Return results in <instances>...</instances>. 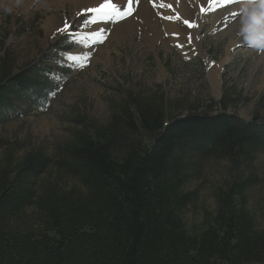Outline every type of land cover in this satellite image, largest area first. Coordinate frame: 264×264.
<instances>
[{
	"label": "trees",
	"instance_id": "16d2710c",
	"mask_svg": "<svg viewBox=\"0 0 264 264\" xmlns=\"http://www.w3.org/2000/svg\"><path fill=\"white\" fill-rule=\"evenodd\" d=\"M44 86L4 62L0 118ZM76 122L53 157L37 147L0 163V264H264L248 193L263 117L244 119L224 100L173 115L163 97L129 93L106 123ZM220 159L230 178L212 191L214 211L189 226L198 191L187 186Z\"/></svg>",
	"mask_w": 264,
	"mask_h": 264
},
{
	"label": "rangeland",
	"instance_id": "374dc122",
	"mask_svg": "<svg viewBox=\"0 0 264 264\" xmlns=\"http://www.w3.org/2000/svg\"><path fill=\"white\" fill-rule=\"evenodd\" d=\"M74 1L0 0V66L10 63L13 73L27 70L45 84L29 100L28 93L15 97L14 108L0 118V163L8 153L19 160L37 147L53 157L57 145L77 127V118L104 124L129 93L163 97L173 115L224 100L229 111L244 119L255 114L264 118V61L260 52L247 53L250 45L224 63L223 86L217 91L206 57L183 40L169 43L165 36L153 46L139 34L117 43L108 39L114 22H120L117 18L110 20L104 37L88 42V29L98 14ZM211 27L208 20L200 31L206 37L204 48L212 60L222 61L230 36L219 33L214 38ZM248 173L258 177L248 191L249 203L264 228V151L253 153ZM229 178L227 159L204 163L187 186L198 191L185 214L189 226L214 211L212 191Z\"/></svg>",
	"mask_w": 264,
	"mask_h": 264
},
{
	"label": "bare ground",
	"instance_id": "6f19581e",
	"mask_svg": "<svg viewBox=\"0 0 264 264\" xmlns=\"http://www.w3.org/2000/svg\"><path fill=\"white\" fill-rule=\"evenodd\" d=\"M102 2L103 0L74 1L79 8L85 6L86 12L89 9L98 7L99 3ZM113 3L119 5L121 0H113ZM154 3L155 7L153 6V0H132L133 11L131 14L119 18L120 22H114L113 26L111 25L112 28L108 25L110 19H101L102 13H97V20H94V23L92 22L88 29V42H94L104 37L106 31L110 28L111 32L108 39L117 43L139 34L146 39L149 45L153 46H156L157 42L161 41L165 36L169 37L166 39V42L169 43H177L183 40L186 44L188 42L197 53L199 52L206 57L211 83L217 91H220L223 86L224 63L239 49L248 44L240 35L241 20L243 18L240 4H224L223 7H220L208 2V0H154ZM161 4L164 6L161 7ZM169 4L171 7L167 6ZM126 8L127 4L125 2L121 10L125 11ZM230 11L238 15L232 16ZM177 14L180 19L169 20L165 18L168 16L175 17ZM257 18V22L254 23L252 21L251 28L258 38L264 39V26H262L264 24V13L258 14ZM183 20L194 22L197 26L189 27L183 23ZM208 20H211V30L214 38L220 36L218 35L219 33L223 36H230L229 46L222 61L212 60L208 55L207 49L204 48L206 37L202 36L200 31ZM173 33H179V35H173ZM189 35L191 37L190 40ZM250 47L251 49L247 53L253 55L255 52H260L261 61H264V48L257 49L251 45Z\"/></svg>",
	"mask_w": 264,
	"mask_h": 264
},
{
	"label": "snow or ice",
	"instance_id": "6c2138e0",
	"mask_svg": "<svg viewBox=\"0 0 264 264\" xmlns=\"http://www.w3.org/2000/svg\"><path fill=\"white\" fill-rule=\"evenodd\" d=\"M126 2L127 4V8L125 11H122V7L123 4ZM208 2L213 3L217 6L223 7L224 4H237L239 5L241 0H208ZM153 6L155 7V3L153 0ZM161 7H163L164 5L161 4ZM168 7H171V5H167ZM88 11L93 12V13H102L101 15V19H117V18H123L126 15H130L131 12L133 11L132 8V0H121V4H117V3H113V0H103L102 3H99L98 7L96 8H92L89 9ZM203 11V10H202ZM230 15L232 16H236L238 15L237 13L231 12L230 11ZM166 19L169 20H175V19H180L179 15L177 14V16L173 17V16H168L165 17ZM258 18L254 17L253 18V22H257ZM184 24H187L189 27H195L197 26L194 22H190L189 20H183ZM173 35H179V33H173ZM191 39L190 35H189V40ZM178 47H182V45H177ZM73 59L75 57H72Z\"/></svg>",
	"mask_w": 264,
	"mask_h": 264
},
{
	"label": "clouds",
	"instance_id": "9594fccd",
	"mask_svg": "<svg viewBox=\"0 0 264 264\" xmlns=\"http://www.w3.org/2000/svg\"><path fill=\"white\" fill-rule=\"evenodd\" d=\"M240 7L243 16L240 26V35L252 47L257 49L264 48V39L258 38L251 28L253 18L257 17L260 13H264V0H241ZM6 10L11 11V9Z\"/></svg>",
	"mask_w": 264,
	"mask_h": 264
}]
</instances>
